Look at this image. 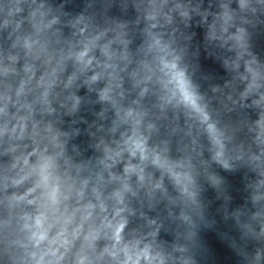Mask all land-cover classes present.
Masks as SVG:
<instances>
[{
  "label": "clouds",
  "instance_id": "obj_1",
  "mask_svg": "<svg viewBox=\"0 0 264 264\" xmlns=\"http://www.w3.org/2000/svg\"><path fill=\"white\" fill-rule=\"evenodd\" d=\"M0 264H264V0H0Z\"/></svg>",
  "mask_w": 264,
  "mask_h": 264
}]
</instances>
